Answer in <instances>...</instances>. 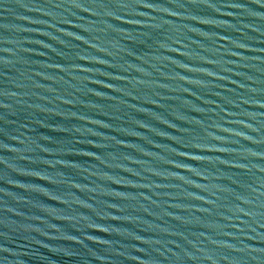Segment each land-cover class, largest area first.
<instances>
[{
  "label": "water",
  "instance_id": "95a60500",
  "mask_svg": "<svg viewBox=\"0 0 264 264\" xmlns=\"http://www.w3.org/2000/svg\"><path fill=\"white\" fill-rule=\"evenodd\" d=\"M0 264H264V0H0Z\"/></svg>",
  "mask_w": 264,
  "mask_h": 264
}]
</instances>
